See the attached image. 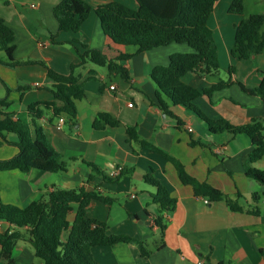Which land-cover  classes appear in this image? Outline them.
<instances>
[{
	"label": "crops",
	"instance_id": "1",
	"mask_svg": "<svg viewBox=\"0 0 264 264\" xmlns=\"http://www.w3.org/2000/svg\"><path fill=\"white\" fill-rule=\"evenodd\" d=\"M84 1L94 8L111 1L138 8L135 0ZM60 2L10 0L6 4L5 0H0V18L14 34L13 58L20 62L35 61L14 68L0 64V98H6L9 104L4 110L15 120L28 122L30 105L54 101L50 88L55 82L49 78L48 68L59 75H69L71 66L80 63L78 54L68 44L74 40L88 49L101 51L114 61L122 54L131 55L126 60L116 61L127 71V78L114 66L87 63L77 69L84 95L76 101V117L52 118L50 113L39 121L51 145L67 162V172H0V204L26 208L46 200L56 189L84 188L111 198L109 203L93 201L87 208V217L104 224L109 234L126 236L135 242L92 248L97 264H197L200 260L204 264H264V186L247 178L243 169V162L252 151L249 138L243 134H212L192 112L172 107L182 121V127H177L176 122L167 118L157 106L158 90L150 79L152 69L166 66L173 54L192 52L190 47L171 43L136 53L135 47L114 44L103 33L93 12L79 32H59L53 10ZM231 3L232 0L217 1L208 23L217 45L221 71L227 75L201 76L190 72L183 76L182 81L198 91L228 80L230 67L235 69L232 81L249 89L261 83L264 51L241 60L231 55L235 27L245 18L244 14L229 12ZM36 61H43L46 66ZM129 103L134 106L129 107ZM195 104L213 120L223 118L235 126L253 119L264 123L261 98L244 93L237 84L215 91L210 99L201 96ZM57 106L61 103L57 102ZM101 113L116 118L119 126L95 129L93 124ZM130 127H135L142 139L178 159L197 180L207 182L231 199L241 193L246 197L245 201H240L245 209L254 205L252 197L258 194V214L233 212L225 202L206 203V199L196 197L191 187L179 181L171 163L129 141L126 129ZM6 137L9 142L16 141L10 134ZM218 148H223L221 153H217ZM17 152L15 146L4 144L0 146V160L12 158ZM87 163L95 165L100 173ZM117 166H122L124 173L116 182L107 179ZM255 167L264 171V157ZM151 170L177 200L174 211L166 215L163 235L154 224L158 206L151 197L155 188L144 181V175ZM75 209L73 205L68 217L70 222ZM3 228L24 236L13 250L16 264H42L28 242V227L17 229L4 225ZM138 243L142 244L146 255L141 254Z\"/></svg>",
	"mask_w": 264,
	"mask_h": 264
},
{
	"label": "trees",
	"instance_id": "2",
	"mask_svg": "<svg viewBox=\"0 0 264 264\" xmlns=\"http://www.w3.org/2000/svg\"><path fill=\"white\" fill-rule=\"evenodd\" d=\"M9 1L5 0V3L8 4ZM135 1L138 4L137 9H132L118 1H111L94 8L84 0H61L53 13L58 22L59 32L77 33L87 16L93 12L99 19L103 33L114 44L135 47L136 53L171 43L189 46L192 52L173 54L166 66H156L152 69L150 79L158 90L156 97L158 108L167 118L175 121L177 127H182V121L172 111V107L192 112L206 124L212 134L229 133L247 136L251 142L252 151L243 162L244 175L264 186V171L255 167V164L264 157L263 121L253 119L245 125L235 126L223 118L215 120L208 118L195 104L197 98L206 96L210 99L215 91L223 90L232 84H237L248 95L259 96L264 103V72H261V83L255 89H249L242 83L231 80V75L235 72L234 67L228 69L230 75L228 80H221L201 91L182 81L183 76L190 72L201 76L219 73L221 67L217 45L208 24L214 5L219 0ZM243 8V0H232L229 12L242 15ZM263 29L264 13L251 14L243 18L235 27L234 46L231 51L233 58L249 59L261 54L264 51ZM13 40V31L0 18V51L6 55L5 58L0 57V64L14 68L35 63V61L20 62L13 58L14 49L11 45ZM52 41L55 42L54 36ZM68 44L78 54L80 63L71 66L68 76L59 75L47 67L49 78L55 82V85L50 88L54 101L30 105L27 109L28 122L21 119L15 120L13 115L6 111L9 106L6 98H0V146L9 144L18 150L14 157L0 160V172L29 173L33 170L48 174L67 172V162L51 145L39 121L50 113L52 118L67 116L74 119L76 117V101L84 95L83 81L76 74V70L87 63L101 67L114 66L127 78V71L119 67L116 61L126 60L131 55L122 54L114 61L101 51L88 49L78 40ZM36 62L46 66L43 61ZM57 102L61 103L60 107L57 106ZM106 125L116 127L119 126V121L113 116L101 113L97 116L93 127L99 129ZM9 134L14 135L16 141L9 142L6 137ZM126 134L130 142L162 156L166 162L171 163L179 181L191 187L196 197L204 198L209 203L225 202L229 210L233 212L247 211L258 214V194L252 197L254 205L245 209L240 201H245L246 197L241 193H237L236 199H231L207 182L197 180L186 171L185 166L178 159L142 139L135 127L127 128ZM191 144L195 143L191 142ZM88 166L100 173L95 165L88 164ZM124 171L123 169L117 177L109 176L107 179L116 182ZM103 176L106 178L105 175ZM144 181L155 188L151 197L152 202L158 206L154 224L163 235L166 215L174 211L177 200L154 176V171L146 173ZM93 201L109 203L112 199L101 195L96 190L56 189L49 193L46 200L34 202L26 208L0 204V222H7L17 229L28 227V242L34 250L35 257L40 259L42 264H97L91 252L92 248L135 242V240L126 236L109 234L104 224L88 218L87 208ZM73 205H76L75 216L70 222L68 217L73 211ZM22 237L24 236L18 231L0 232V264H16L12 254L17 241ZM138 246L141 254L146 255L142 244L138 243Z\"/></svg>",
	"mask_w": 264,
	"mask_h": 264
},
{
	"label": "rangeland",
	"instance_id": "3",
	"mask_svg": "<svg viewBox=\"0 0 264 264\" xmlns=\"http://www.w3.org/2000/svg\"><path fill=\"white\" fill-rule=\"evenodd\" d=\"M243 14L245 17L249 16L250 14H257V13H264V0H243ZM264 31V29H263ZM186 47V46H185ZM190 51H192L191 48H189ZM0 57L5 58L6 55L5 53L0 51ZM219 73L223 74L224 76L227 75L223 71H221V68L219 70ZM228 73V72H227ZM1 96V95H0ZM12 135V134H10ZM15 137L14 135H12ZM39 263L40 260L38 259Z\"/></svg>",
	"mask_w": 264,
	"mask_h": 264
},
{
	"label": "built area",
	"instance_id": "4",
	"mask_svg": "<svg viewBox=\"0 0 264 264\" xmlns=\"http://www.w3.org/2000/svg\"><path fill=\"white\" fill-rule=\"evenodd\" d=\"M110 89L113 90L114 87H110ZM128 106L132 108L134 106V104L133 103H129ZM60 123H63V119H60ZM188 131L191 132L192 129L189 128ZM222 149L223 148H218L217 149V153H221L222 152ZM122 170H123V167L122 166H117L113 170L110 171L109 176L110 177H113V178L114 177H117L122 172ZM206 203H208V200H206ZM4 225H10V224L7 223V222H0V232H5V230L3 228ZM197 264H204V261L203 260H200V261L197 262Z\"/></svg>",
	"mask_w": 264,
	"mask_h": 264
}]
</instances>
